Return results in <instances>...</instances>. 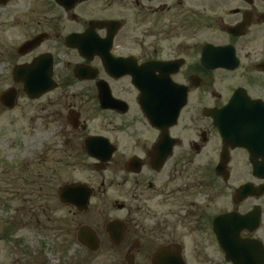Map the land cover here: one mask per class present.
I'll return each mask as SVG.
<instances>
[{"label": "flooded vegetation", "instance_id": "flooded-vegetation-1", "mask_svg": "<svg viewBox=\"0 0 264 264\" xmlns=\"http://www.w3.org/2000/svg\"><path fill=\"white\" fill-rule=\"evenodd\" d=\"M7 16L0 111L40 102L43 138L0 150V264H233L227 238L264 264V0H0Z\"/></svg>", "mask_w": 264, "mask_h": 264}, {"label": "rangeland", "instance_id": "rangeland-1", "mask_svg": "<svg viewBox=\"0 0 264 264\" xmlns=\"http://www.w3.org/2000/svg\"><path fill=\"white\" fill-rule=\"evenodd\" d=\"M1 21L7 23L8 16L5 18H1L0 22ZM12 30L13 29H11L9 32L0 30V52L2 50L4 51V49L12 48V43H13L12 41H1L3 38L13 37ZM22 34H24V31L22 28H20L19 33H18L19 40L22 38ZM7 57L8 56H5L3 58L0 55V92L2 90L7 89L12 84V79H11L12 65L10 66L9 62L11 61H9ZM26 103H27V100L22 95L18 100V104H17L18 107H16L13 110L9 109V110L0 111V150L2 151V154L7 157L6 161L10 160L11 159L10 157L12 155L22 156V157L26 156V153L28 152V150L33 149L35 152L39 151L40 145H37V141L43 138V133H42L43 112L41 111V108H42L41 103L34 102V105L32 107H29V105H26ZM28 113L35 115V121H34L35 127L32 130L31 128L29 129V117L26 115ZM31 132L33 133L32 138H31ZM33 139H34V142L32 143ZM19 142L20 144H18ZM21 170L23 169L18 170L19 173H22ZM23 174H26V172H23ZM40 179L38 178L35 179V183H37L38 180ZM41 195L43 196V194ZM34 198H35L34 203L36 205H42L44 203L43 199L39 200L37 198V194L36 196H34ZM31 232L34 233V230H31ZM35 234L31 235V237L34 238V241L33 240L30 241L31 250L33 252V255L35 254V251H37L36 247H37L38 238ZM74 252L75 250L69 249L66 253L67 255H71ZM37 257L38 255L35 254V258ZM83 257L84 259H87L86 264H97V261H100L102 259L101 257L92 258V256H89V254H87L85 251H83ZM41 258L47 264H58L59 263L58 256L57 255L55 256L52 253H50V250L48 248L46 249L45 255L42 256ZM69 263L70 262L66 264H69ZM60 264H62V259H61Z\"/></svg>", "mask_w": 264, "mask_h": 264}, {"label": "water", "instance_id": "water-1", "mask_svg": "<svg viewBox=\"0 0 264 264\" xmlns=\"http://www.w3.org/2000/svg\"><path fill=\"white\" fill-rule=\"evenodd\" d=\"M26 73H27V69L24 70ZM30 74H33L32 72ZM49 77V74H45V77L43 79H39V80H28V79H24L25 81V84H26V92L32 96V97H39L40 95H42L43 93L47 92L50 88H52L54 85L53 83H51V80L48 78ZM51 83V84H50ZM27 85H30L29 87ZM0 99H2L3 103L8 106V107H13L14 105V101L16 99V94L14 93V91L10 90L8 92H4L0 95ZM233 100L230 102L229 106L226 108V110H230L232 107H233ZM232 105V106H230ZM91 139L88 140V142H90ZM69 189V188H68ZM248 190V187L247 186H244L242 188V191L246 192ZM65 195V192H62L61 193V196L64 197ZM89 197V196H88ZM88 197L87 199H83V201H78L77 204L79 205H82V206H86L87 204V200H88ZM85 228H82L80 231L83 232V235H84V232H85ZM224 241H226V247H227V251L230 252L231 254V251H236L235 248H233L231 245H230V242L227 239H225ZM231 248V250L229 249ZM232 259L234 260L235 263H237L238 259L235 258V257H232ZM234 263V264H235Z\"/></svg>", "mask_w": 264, "mask_h": 264}]
</instances>
